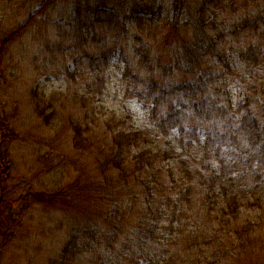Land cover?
Segmentation results:
<instances>
[{
	"label": "trees",
	"instance_id": "obj_1",
	"mask_svg": "<svg viewBox=\"0 0 264 264\" xmlns=\"http://www.w3.org/2000/svg\"><path fill=\"white\" fill-rule=\"evenodd\" d=\"M61 1L34 0V9L14 25L17 29L0 38V51L11 42L14 45L15 39ZM237 1L72 3L67 25L79 44L63 48L60 78L75 90V96L67 94L68 100L80 102L85 114L81 121H70L77 148L92 125L104 123L106 138L99 154L105 163L100 156L96 167L104 178L97 186L104 198H98V204L91 205L94 209L74 222L71 237L48 264H73L70 254L85 264L86 253L92 249L100 257L87 261L116 264L102 257L131 220L133 232L142 238L140 246L125 244L136 252L132 260L128 254L129 259L117 264H177L184 251L189 255L187 264L195 259L194 264H237L239 242L235 240L241 237V250L257 253L264 264V0L244 2L243 8L235 7ZM229 13L240 14L231 30L246 41L238 49L226 47ZM160 22L162 37L152 43L138 33L140 27ZM106 26L110 30H102ZM184 28L193 29L192 39L182 38ZM175 36L181 42L167 56ZM80 63L88 70L78 74ZM39 85L29 88L22 104L47 127L58 120L54 105L58 95L48 94L46 87L41 92ZM112 85L137 98L141 115L121 110L117 104L105 108L101 97ZM16 117L17 110L4 109L2 114L0 110V264L20 263L16 255L22 238L17 229L25 214L59 207L55 193L46 191H36L34 199L5 200L6 185L15 178L13 150L5 146L20 135L21 130L10 123ZM47 162L41 157L40 163ZM56 166L53 163L49 168L53 171ZM157 197L163 201H155ZM102 200L109 204L105 211L98 207ZM127 201L131 207L141 201V213L127 207ZM79 202L77 198L74 205ZM187 208L188 215L184 213ZM211 224L215 228L208 231ZM144 225L148 233L142 236Z\"/></svg>",
	"mask_w": 264,
	"mask_h": 264
},
{
	"label": "rangeland",
	"instance_id": "obj_2",
	"mask_svg": "<svg viewBox=\"0 0 264 264\" xmlns=\"http://www.w3.org/2000/svg\"><path fill=\"white\" fill-rule=\"evenodd\" d=\"M33 1L0 0V38L4 37L5 33L13 32L17 29L15 28L18 25L17 23L23 21L27 13L34 9ZM74 1L76 0H62L43 19H40L32 28L15 39L14 45L11 42V46L4 47L3 52L5 51V53L0 51L1 114L4 109H12L13 112L17 110L18 117L13 118L10 123H13V126L15 125L17 129L21 130L19 137L14 136L17 141L9 142L5 146V148L13 150L11 156L14 160L12 170L13 175H15V178L11 179L6 185L7 196L5 200L16 202L21 198L34 199L36 191H46L47 193H55L54 196H56L59 205L57 209L52 208L53 210L47 211L41 209L39 212L34 209L32 215L27 213L28 215L25 214L23 216L21 229H17L18 235L22 238L20 241L22 245H20L19 252H17L18 255H16V257L20 258L19 264H48L50 259L56 256L57 249L61 248L71 237L70 231L74 222L82 216V213L86 214L84 213L86 210L94 209L91 205L98 204V198H104L103 191L97 189V186L101 184V180H104V178L96 170L98 157L101 156V163H105V158L99 154L106 138L104 136V123L97 126L92 125L90 134H85L86 140L79 144L77 148L73 140L74 133L71 136L70 121L72 119L81 121L82 116H85V114H83V106L80 102H75L73 99L72 101L68 100L67 94L75 96V90H70L66 81L60 78L61 59L64 55L63 48H72L79 44L77 36L72 35V27L67 25L71 14L70 6ZM77 1H84L90 4L97 2V0ZM244 2L248 3L247 5L251 4L250 0H238L235 3V7L243 8L247 6L242 5ZM227 15L229 16V26L226 27L229 28L223 29L226 47L238 49L240 44L246 41H242L239 33L231 34V30L233 29L232 24L235 19L237 21L240 18V14L229 13ZM16 18L18 21H16ZM56 21L58 25H54ZM15 24L16 26L14 27ZM161 24L162 22L158 25L155 23L153 26L145 27L134 24V27H140L138 29L140 36L145 41L149 40L152 43L158 36L162 37L160 32ZM102 30H110V28L106 26ZM220 30L223 31L222 29ZM155 32L158 35L155 36ZM181 35L182 38L190 40L194 35L193 29L184 28ZM161 40L162 38L159 39L158 46L161 45ZM177 41L181 42V37L175 36L171 40V48L166 50L167 56L172 54L170 52L173 51ZM154 44L157 45V41ZM75 50L77 49L75 48ZM76 53L81 54L80 51ZM87 70L88 66L80 63L79 72L77 73H84ZM78 78L80 79V75H78ZM38 84H40L41 92L42 88L46 87L49 91L48 94L56 92L58 95L54 101L58 120L51 126L44 127L43 124L46 122L37 117L38 114L34 113L30 107L27 108L22 104L27 98L26 92L29 88ZM72 85L74 86L75 84ZM101 103L105 108H107V105L117 104V107L121 108V110H129L134 114L141 115V110L136 105L137 98L124 94L119 85H112L110 89H105L104 95L101 97ZM94 116L97 117L98 114L95 113ZM103 120L105 119L103 118ZM85 129L86 126H83L84 131ZM41 157L49 160V162L40 163ZM53 163H56L57 166L51 171L49 167ZM115 181L118 182V180ZM102 185L106 186V183H102ZM84 187L85 193H83ZM105 194L108 196V193ZM27 196L30 198H27ZM129 197L130 195L127 196L128 199ZM77 198H79L80 204L74 205V201ZM155 201L162 202L163 198L157 197ZM129 202H126L128 204L127 207L134 209L135 213L139 215L141 206H138V204H141V201L137 204L134 202L133 207L129 205ZM21 203H23V200ZM105 203L106 201L102 200V206L98 207L105 211L109 207V204ZM83 207L84 209L82 210ZM153 207L157 209L158 203L154 202ZM7 212L9 215L11 214L9 210ZM184 213L188 215L190 213L189 208L185 209ZM206 223L210 224L211 222L207 219ZM133 226L134 220H131L126 231H123L119 237V241L114 244L111 251L104 254L102 260L108 258V260H115L117 264L119 260L129 259L130 256L128 254H131L132 260L136 249L130 251L124 245L134 242L137 247L140 246L138 243L142 239L138 233L133 232ZM216 227L219 228L220 225L217 224ZM213 228L215 227L211 224L207 229L211 231ZM141 231L142 236L148 233L147 225H144ZM259 233L257 232V235ZM26 237H29V239L24 243ZM235 241L239 242L235 249V251L239 252L236 255L239 258V261L236 260L237 264H261V259H259L257 253H252L251 250H241L239 246L242 242V237L240 240L236 239ZM169 246L174 250L171 242H169ZM210 250L212 251L213 249ZM86 254L88 257L84 261L85 264H92L91 261L87 260L96 261L100 257L99 252L93 249ZM187 257H189L188 252L184 251L180 258L177 259V264H187L185 260ZM197 260L195 259L194 263ZM70 261L73 264H80V261L73 254H70ZM194 263L190 262L189 264ZM95 264L98 263L96 262ZM107 264H113V262ZM199 264L204 263L199 262Z\"/></svg>",
	"mask_w": 264,
	"mask_h": 264
}]
</instances>
